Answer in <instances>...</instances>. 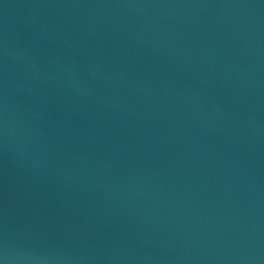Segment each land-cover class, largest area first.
Listing matches in <instances>:
<instances>
[{
  "label": "water",
  "instance_id": "water-1",
  "mask_svg": "<svg viewBox=\"0 0 264 264\" xmlns=\"http://www.w3.org/2000/svg\"><path fill=\"white\" fill-rule=\"evenodd\" d=\"M0 264H264V0H0Z\"/></svg>",
  "mask_w": 264,
  "mask_h": 264
}]
</instances>
